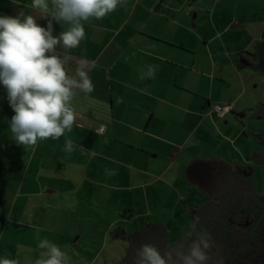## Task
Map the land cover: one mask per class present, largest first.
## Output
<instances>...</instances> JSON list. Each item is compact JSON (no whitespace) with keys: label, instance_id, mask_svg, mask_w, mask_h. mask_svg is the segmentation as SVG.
I'll return each instance as SVG.
<instances>
[{"label":"crops","instance_id":"crops-1","mask_svg":"<svg viewBox=\"0 0 264 264\" xmlns=\"http://www.w3.org/2000/svg\"><path fill=\"white\" fill-rule=\"evenodd\" d=\"M31 2L0 0V16H15L23 9L46 27L47 19L32 9ZM53 27V35L58 36L67 26L54 21ZM85 31L79 48L65 53L71 56L67 68L72 75L78 61L86 59L95 89L73 99L77 118L72 131L29 146L33 150L26 155L36 157L38 166L33 172L31 163L26 166L23 184L28 191L17 211L20 224L15 226L13 218V195L0 200V204H12L3 211L9 220L0 230V258L26 261V231H38L37 226L42 227L39 231H55L51 237L58 236L57 219L40 213L51 208L53 201L68 204L79 220L96 222L94 204L110 201L103 190L96 191L97 197L86 196L89 191L80 189L82 180L88 188L103 184L121 190L119 198L130 205L132 215L126 218L133 221L147 216L135 211L145 197L148 204L159 203H152L150 195L157 198L163 188L159 185L167 182L172 183L170 195L187 202L175 189L181 183L190 185L184 179L187 166L214 147L216 137L229 140L220 121L228 127L229 114L234 113L245 122L256 106L264 108V98L247 97L250 88L258 86L251 80L257 71L264 80V0H126L105 18L86 23ZM57 52L64 54L60 46ZM150 68L151 77L147 75ZM228 104L233 109L227 114L215 110ZM13 115L0 85V124H8ZM68 140L73 143L71 151L66 149ZM258 154L264 166V150ZM69 161L76 170L81 164L84 171L78 175L82 178L73 175L72 168L68 173ZM1 179L7 181V174ZM167 204L173 207L172 199ZM92 227L98 231L107 226L95 223ZM63 236L68 246L79 248L80 236L74 242Z\"/></svg>","mask_w":264,"mask_h":264},{"label":"clouds","instance_id":"clouds-1","mask_svg":"<svg viewBox=\"0 0 264 264\" xmlns=\"http://www.w3.org/2000/svg\"><path fill=\"white\" fill-rule=\"evenodd\" d=\"M126 0H32L31 7L47 19L41 26L34 15L21 9L15 16H0V85L14 115L9 128L20 146L59 139L72 131L77 113L72 105L79 94H91L95 86L88 75L89 62L78 61L72 75L69 53L86 38L85 24L101 20ZM50 17V18H49ZM67 27L53 35V22ZM57 46L63 55L57 52ZM149 77L154 75L150 68ZM71 151L73 143L66 141ZM38 239V256L28 264H72L71 257L48 239ZM0 264H20L18 259L0 258ZM131 264H224L215 240L206 228L190 232L189 238L161 250L153 243H141Z\"/></svg>","mask_w":264,"mask_h":264},{"label":"rangeland","instance_id":"rangeland-1","mask_svg":"<svg viewBox=\"0 0 264 264\" xmlns=\"http://www.w3.org/2000/svg\"><path fill=\"white\" fill-rule=\"evenodd\" d=\"M262 65H264V61L261 62V66ZM254 76L255 77L251 78V80L254 81V83H258V86L253 85V87L250 88L247 97L264 98V80L259 78L261 73L257 71ZM258 116H261L262 118L260 119ZM228 119H230L228 127L222 123L224 120L220 121V126H224V129L227 128L226 131L230 136L228 140L229 142L223 138L226 136L216 137L214 147L208 148L203 155L198 157L200 159L205 156L213 159L219 158V160L224 159L229 165L234 166L235 168L240 165L252 166L254 170L253 179L256 188L260 193H264L263 158L258 154L264 150L261 147L264 144V138L262 137L264 136V108L261 105L256 106V109H253L252 111V115L249 116V120L246 119L247 121L245 122L238 120L234 113H230ZM235 136L237 137L235 138L236 142L233 143L232 140ZM261 138L262 140H260ZM29 149L30 152H32L33 149L30 147L20 146L14 141L9 128V123L6 124V122H2L0 124V177L3 178L7 174V181H2L0 178V193L3 192L2 197L0 196V200H6L7 196L10 199L13 195L15 201V214L13 215L16 224L15 226L21 222L17 211L20 206L23 205L22 203L26 201V197L23 195L25 192L27 194L28 191L27 187H24L23 184L27 172L26 166L31 163V172L34 170L33 167H35L36 170L38 166V160L36 157H27L26 154L29 152ZM193 161L194 160H191V162ZM69 165L70 168L68 169V173L71 172V168L73 169V175L77 176H80L78 174L84 171V168L80 163L78 164L80 166L77 167V170L70 161ZM182 169L184 168L182 167ZM220 175L221 174L215 175V179L218 180ZM31 176H33V173ZM184 179L188 180L186 177ZM42 181L46 182L43 178ZM80 184V189L84 188V191L85 189L89 191V193L85 191L87 194L86 196H96L94 194H96L97 190H103L104 195L109 198L110 203L94 204V213H97L95 214V222L79 220L73 213V208L67 206L68 204H60L57 201H53L54 203H52L51 208H48L47 210L43 209L40 213H48V217L50 216L57 219L60 223L59 227L61 231H56L58 235L57 237H55L54 234L52 237L49 235L52 232L55 233V231H39L42 229L40 226L36 227L38 231H26V261L23 262L24 259L20 258V261L23 262L21 264H28V261L34 260L38 256L39 250L37 245L39 241L37 237H39V239L46 238L59 245L62 250L67 252L71 257L72 264H117L126 255L130 246L129 241L124 237H116L118 234H122L121 231H116L119 224L122 225L125 230L124 232L129 234L134 230L145 228L148 224L162 223L170 230V242L174 243L183 236H188L190 232L195 231L196 220L189 212V209H197L208 200L207 194L197 185L181 183V185L176 187L175 192L178 195L180 192L183 193V197L187 202H179V199L170 195L172 189L169 187L172 183L167 182V184L162 186L159 185L163 188L161 189L162 193H158L157 198H153L152 194L150 195V201L152 203L155 200L159 203L148 204L145 197L141 203L142 206L140 207V205H137L138 208L135 211L137 212V215L144 216L147 214V216L143 218L140 217L138 221H133L132 218L131 220L126 218V216H132L131 211L128 209L130 205L122 203V198H119V194H121L122 191L117 190L116 186L110 185L107 188L104 187L103 184H101V186L96 184L94 187L88 188L83 180L80 181ZM159 186L157 185V187ZM31 190L32 192L36 191L34 188ZM221 190H225V188L221 187ZM210 194L212 193L210 192ZM99 196H101V194ZM170 199L173 201V207L167 204V201ZM226 199H231V197ZM11 207L12 204L10 203L0 204L1 231H4L6 228V221L9 220V216L4 217L3 211L8 208L10 209ZM97 207L102 208L104 213L100 214V210ZM86 208L87 205L81 207L80 210L82 213L85 212ZM90 211L93 212V210ZM124 218H126V220ZM23 222L25 221L23 220ZM95 223L98 225L104 224L107 227L96 231V228L92 227V224ZM3 226L4 228L2 229ZM27 227L29 228V226H25L26 229H28ZM44 232L47 233V237L42 236ZM65 234L72 237L71 241L73 242L75 239H78V236H80L79 248L68 246L66 239L63 236ZM55 238H57L56 242L53 241ZM6 258L11 259L10 256Z\"/></svg>","mask_w":264,"mask_h":264},{"label":"trees","instance_id":"trees-1","mask_svg":"<svg viewBox=\"0 0 264 264\" xmlns=\"http://www.w3.org/2000/svg\"><path fill=\"white\" fill-rule=\"evenodd\" d=\"M241 59L243 57L239 60L240 65L244 66ZM260 61L258 59L256 63ZM246 62L256 66L250 60ZM218 174L221 175L216 180L214 176ZM253 174L252 166L240 165L235 168L218 159H196L186 168L188 182L200 187L208 196V200L201 207L189 209L196 220L193 232L206 228L211 233L224 264H264V193L256 188ZM221 187L225 190H221ZM251 220H254L251 227L239 225L240 222L247 223ZM255 226V231L261 232L250 242L259 247L252 252L246 248L249 244L247 233ZM116 231L122 232L116 237H124L130 245L126 255L117 264H131V257L141 243H153L163 251L189 238V235L183 236L171 243L170 230L162 223H151L129 234L121 226ZM242 244L245 248L235 249Z\"/></svg>","mask_w":264,"mask_h":264},{"label":"flooded vegetation","instance_id":"flooded-vegetation-1","mask_svg":"<svg viewBox=\"0 0 264 264\" xmlns=\"http://www.w3.org/2000/svg\"><path fill=\"white\" fill-rule=\"evenodd\" d=\"M252 224H254V220L253 221L251 220L250 222H247V223H245V222L244 223H242V222L239 223L240 226L245 225L247 227L253 226ZM256 229H257V227L255 226L252 231H248V233H247L248 234L249 244L246 245V248H248V250L252 251V252H255L257 249H259V247L257 245H254L253 243H250L252 240H254V238L256 239L257 234H259L261 232V231H255ZM243 248H245V246L243 244L240 245V246L237 245L235 247V249H237V250H240V249H243Z\"/></svg>","mask_w":264,"mask_h":264},{"label":"built area","instance_id":"built-area-1","mask_svg":"<svg viewBox=\"0 0 264 264\" xmlns=\"http://www.w3.org/2000/svg\"><path fill=\"white\" fill-rule=\"evenodd\" d=\"M233 109V106L231 104L222 106V105H217L215 107V110L220 113L221 115L227 114L228 112H230ZM105 131V127L102 126L100 128V132L103 133Z\"/></svg>","mask_w":264,"mask_h":264}]
</instances>
